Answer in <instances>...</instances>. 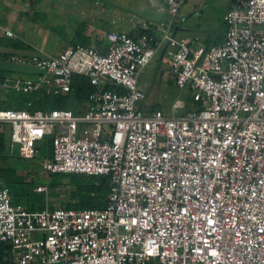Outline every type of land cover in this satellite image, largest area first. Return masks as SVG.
I'll use <instances>...</instances> for the list:
<instances>
[{"label": "built area", "instance_id": "obj_1", "mask_svg": "<svg viewBox=\"0 0 264 264\" xmlns=\"http://www.w3.org/2000/svg\"><path fill=\"white\" fill-rule=\"evenodd\" d=\"M154 1L165 20H105L106 52L77 44L9 56L37 75L2 77L0 91L65 94L74 75L93 86L81 113L0 109L17 154L33 158L49 136L42 171L107 176L110 185L101 209L30 211L0 178V243L12 264H264V0L232 4L222 42L209 48L171 35L185 0ZM161 51L190 100L169 114L146 110L138 85Z\"/></svg>", "mask_w": 264, "mask_h": 264}, {"label": "trees", "instance_id": "obj_2", "mask_svg": "<svg viewBox=\"0 0 264 264\" xmlns=\"http://www.w3.org/2000/svg\"><path fill=\"white\" fill-rule=\"evenodd\" d=\"M13 1L23 2V0ZM38 1L40 0L35 2ZM236 1L232 0L231 4H235ZM187 2L188 0H185L182 6ZM5 18L6 14H3L0 18V60L2 61L8 59L11 55L4 52L2 48H10L13 51L21 49L32 50V47L22 40L19 32L16 34L13 32L17 36L16 38L5 35V27L7 25ZM33 19L42 27L61 35L64 34L66 28H71L70 26L76 24L68 46L77 44L84 46L93 45L103 49V39L96 32V27L81 19L80 16L77 19L74 14H71L67 16L65 24L53 25V19L49 18L40 9L33 15ZM68 24L69 26L67 27ZM12 29L14 30L15 28ZM137 32L143 34L148 31L139 29ZM8 72V70L0 68V78L9 75ZM91 90H93V86L87 78L74 75L71 89L65 94H47L43 91H38L16 93L15 95L13 91H0V109L26 110L29 112L35 110L49 112L53 109H70L74 113H81L85 109L87 94ZM189 101L188 96L187 104L190 103ZM52 142L53 138L46 136L41 142L37 143L35 156L31 159H25L17 154L16 148L10 139L9 127L3 125L0 128V178L3 185L9 189L12 203L25 205L30 211L42 210L45 207L49 209L57 207L73 209L104 208L106 195L110 188L107 176L49 173L41 170L39 163L52 157ZM38 185H45L47 193L36 192L34 189ZM63 187L70 188L68 192L69 200L61 203L60 206L48 202V197H58ZM8 249L9 247L6 244L0 243V264H12L8 258Z\"/></svg>", "mask_w": 264, "mask_h": 264}, {"label": "crops", "instance_id": "obj_3", "mask_svg": "<svg viewBox=\"0 0 264 264\" xmlns=\"http://www.w3.org/2000/svg\"><path fill=\"white\" fill-rule=\"evenodd\" d=\"M94 1L95 0H68L64 3H61V7H65L64 9L67 10V13H63L62 15V17L64 18V22H62L61 24H65L67 22V16H70L71 14H74L77 19L80 16V18L84 21L93 24V26L96 27V32L103 39V49L95 47L93 45L91 47H94L102 52L105 50V48L107 50L105 32L110 30L108 26L109 23L105 21L106 19H116L118 18V16H121V13L133 14L136 18H139V20L142 21H160L165 20L167 17L166 9L162 5L157 4L154 0H97L107 8L103 11L99 9H93L92 4ZM213 1L210 0L209 4L207 5V0H188L186 4L181 6L171 29L172 37L176 40H193L195 37H199L205 48H209L214 44L221 43L223 40L224 32L227 29V25L223 21V15L232 5V0H228L226 3L224 2V6L220 7V16L216 15L214 19H210V15L206 14V12L209 10V7L214 4ZM10 2H8V4H10ZM0 4L3 5V7L5 6V3L2 4L0 2ZM46 5L50 6L48 2L45 3V10H47ZM75 5L76 7L78 6L77 11H70V8H73ZM41 10L43 11L44 9ZM6 11L8 12L9 10ZM90 15H96L97 18L91 20L89 19ZM2 16L3 14H0V18ZM5 21L7 24L5 29L13 30V27L8 26L10 23H12L9 21L8 14L6 15ZM201 21H204L206 24H200L199 22ZM68 26L69 24L67 25V27ZM70 27L71 28H66L63 34L65 39L69 40L68 43L73 36L76 24H73ZM23 41L30 45L32 47V50L28 51L21 49L13 51L10 48H2V50L4 52H7L8 54H38L39 56H45L47 54L56 55L60 51H62L63 48L68 46L67 44V46L65 47H58V50L53 47L51 48L46 44L43 45L42 43H38L39 41H35L37 43H32L28 40ZM171 48L174 49L173 46H171ZM0 68L9 71V75L7 76H19L16 73H23L24 76L19 77L34 78L37 75V70L32 65H17L10 62L9 59H6L4 61L0 60ZM148 75L150 76L148 77ZM138 85L146 93V98L144 101V107L146 108V110L158 108L165 114H169L171 112V107L175 101L187 100L188 97L186 98V96H189V93L186 90H180L175 86L173 76L169 72L168 58L164 56L162 51L158 55H155L147 68L140 73ZM158 85H160L161 87L158 88ZM157 94L159 95L160 99H164L166 104L164 108L155 103V100H157L156 97L158 96ZM183 94H185L184 97Z\"/></svg>", "mask_w": 264, "mask_h": 264}, {"label": "rangeland", "instance_id": "obj_4", "mask_svg": "<svg viewBox=\"0 0 264 264\" xmlns=\"http://www.w3.org/2000/svg\"><path fill=\"white\" fill-rule=\"evenodd\" d=\"M11 1V2H10ZM36 0H23L22 3L16 1V3L13 0H0L2 4L5 3V6L0 4V14H8L9 21L12 22L8 26L15 28L14 30H11L15 34L17 32L20 33L21 38L23 40H28L29 42L34 43L35 41H39L38 43H42L43 45L46 44L49 47H53L55 49H58V47H65L68 44L69 40H66L65 37L61 34H56L49 29H46L36 23L33 19V15L36 13V11H40L43 7L44 13H47L49 18L53 19L52 24L53 25H59L62 22H64V18L62 17L63 13H67V10L61 7V3H64L68 0H40L38 2H35ZM210 0H207L206 4H209ZM213 1V0H212ZM228 0H214L209 10L206 12V14L210 15V19H214L216 15L220 16V7L224 6V2L226 3ZM10 2V4H8ZM50 6L46 5L47 10H45V3H47ZM38 3V4H37ZM223 4V5H222ZM78 6L76 5L73 8H70V11H77ZM6 10H9L8 12ZM69 13V12H68ZM200 24L205 25L206 23L204 21L199 22ZM44 41V42H42ZM67 41V42H66ZM37 43V42H35ZM59 50V49H58ZM47 54V53H46ZM50 55V54H47ZM19 76H24L23 73H16ZM14 75V74H13ZM151 75V74H150ZM148 75V77L150 76ZM26 76V75H25ZM157 80V79H156ZM159 82V81H158ZM158 88L161 86L158 85ZM171 87V86H169ZM154 88V87H153ZM171 90V88H170ZM21 93V92H14ZM158 95V94H157ZM185 94H183V97ZM154 97V95H153ZM188 95L186 96V98ZM157 100H155V103L159 105L160 107L164 108L165 101L164 99H160L159 95L156 97ZM181 99V98H178ZM60 190V194L56 198L48 197V202H52L53 204L60 206L61 203L66 202L69 200V194L70 188L63 187Z\"/></svg>", "mask_w": 264, "mask_h": 264}]
</instances>
